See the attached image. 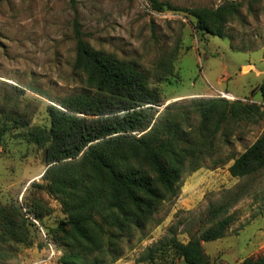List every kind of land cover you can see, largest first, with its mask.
Returning <instances> with one entry per match:
<instances>
[{
	"label": "rangeland",
	"instance_id": "1",
	"mask_svg": "<svg viewBox=\"0 0 264 264\" xmlns=\"http://www.w3.org/2000/svg\"><path fill=\"white\" fill-rule=\"evenodd\" d=\"M160 1L215 7L232 0ZM233 1L239 14L219 36L196 31L186 12H159L147 0H0V116L9 123L16 116L28 122L0 141V208L19 205L26 223H34L28 225L30 244H3L6 264H61L59 256L68 248L58 228L66 215L44 186L43 149L28 140L27 131L47 122L46 104L87 91L84 76L73 68L74 22L94 48L131 61L148 75L159 95V112L170 102L187 104L222 93L260 103L259 92L252 89L264 81V0ZM168 59L172 73L160 79V63ZM191 120L196 122L193 114ZM224 131L217 152L202 167L182 174L178 195L164 201L142 231L125 238L118 257L106 264L179 263L182 257L167 240L175 235L186 242L198 235L210 223L211 207L236 194L226 212L234 217L226 233L202 243L208 260L241 264L247 256L264 254V167L235 177L228 170L232 160L212 164L217 157L244 151L264 132V118ZM28 207L40 217L27 213Z\"/></svg>",
	"mask_w": 264,
	"mask_h": 264
},
{
	"label": "trees",
	"instance_id": "2",
	"mask_svg": "<svg viewBox=\"0 0 264 264\" xmlns=\"http://www.w3.org/2000/svg\"><path fill=\"white\" fill-rule=\"evenodd\" d=\"M147 1L159 12H186L196 31L219 36H225L227 23L239 14V4L233 0L215 7ZM74 37L73 68L84 76L87 91L46 104L47 122L31 126L27 138L43 149L44 186L66 215L58 228L68 248L59 262L106 264L118 257L117 247L125 238L142 231L160 205L178 195L182 174L202 167L217 152L227 126L264 118V81L252 89L259 92L260 103L200 97L187 104L170 102L159 112V95L144 71L94 48L84 39L78 21ZM160 64L161 79L172 73L173 64L170 59ZM27 124L20 116L13 123L0 116V141L13 127ZM230 160L228 170L235 177L263 168L264 132L237 156L217 157L212 164ZM238 197L211 207L210 223L198 235L186 242L173 235L167 243L193 264H216L208 260L202 243L226 233L234 219L226 212ZM26 212L40 217L32 207ZM29 224L34 223H26L19 205L0 208V264H6L9 256L5 242L30 244ZM241 264H264V254L247 256Z\"/></svg>",
	"mask_w": 264,
	"mask_h": 264
},
{
	"label": "water",
	"instance_id": "3",
	"mask_svg": "<svg viewBox=\"0 0 264 264\" xmlns=\"http://www.w3.org/2000/svg\"><path fill=\"white\" fill-rule=\"evenodd\" d=\"M178 264H193V263L187 261L186 258L183 256L182 261H180Z\"/></svg>",
	"mask_w": 264,
	"mask_h": 264
},
{
	"label": "built area",
	"instance_id": "4",
	"mask_svg": "<svg viewBox=\"0 0 264 264\" xmlns=\"http://www.w3.org/2000/svg\"><path fill=\"white\" fill-rule=\"evenodd\" d=\"M226 93V92H225ZM223 97H225V98H227V99H229V98H233V99H235L236 97H232V95L231 94H229V93H226V94H224V93H222L221 94Z\"/></svg>",
	"mask_w": 264,
	"mask_h": 264
}]
</instances>
